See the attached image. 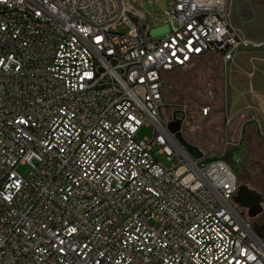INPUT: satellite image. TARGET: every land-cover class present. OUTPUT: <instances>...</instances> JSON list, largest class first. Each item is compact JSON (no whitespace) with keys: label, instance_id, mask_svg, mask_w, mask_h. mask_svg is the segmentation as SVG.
<instances>
[{"label":"built area","instance_id":"built-area-1","mask_svg":"<svg viewBox=\"0 0 264 264\" xmlns=\"http://www.w3.org/2000/svg\"><path fill=\"white\" fill-rule=\"evenodd\" d=\"M232 1L172 0L160 38L118 0H0V264H264L227 150L194 159L160 113L168 73L260 45Z\"/></svg>","mask_w":264,"mask_h":264},{"label":"rangeland","instance_id":"rangeland-1","mask_svg":"<svg viewBox=\"0 0 264 264\" xmlns=\"http://www.w3.org/2000/svg\"><path fill=\"white\" fill-rule=\"evenodd\" d=\"M118 1L121 7L131 4L133 7L129 10L134 14L137 11L146 14V20L138 18L147 30L154 36L165 37L163 31L171 25L166 23L164 11L172 9V0H124L125 4ZM118 32L126 34L128 29L118 28ZM242 51L246 58H241V66L251 77L245 72L240 81L245 85L262 83L264 46H249L239 50ZM233 63L225 65L219 56L210 55L196 60L188 68L168 73L163 85L161 119L165 126L175 117L182 119L184 139L198 146L207 159L217 158L227 150L226 159L231 163L240 187L245 186L258 195L256 202L239 205L240 211L247 220L261 225L264 223V116L258 112L256 118H242L245 113L255 111L253 106L234 98L237 92L232 82ZM205 108L209 109L206 115ZM154 134V125L147 121L137 137L153 139ZM227 141L232 144L226 148ZM158 149L155 146L153 153L156 154ZM158 159L168 167L179 162L177 157L169 161L165 155H158ZM30 172L29 166L18 168L24 178Z\"/></svg>","mask_w":264,"mask_h":264},{"label":"crops","instance_id":"crops-1","mask_svg":"<svg viewBox=\"0 0 264 264\" xmlns=\"http://www.w3.org/2000/svg\"><path fill=\"white\" fill-rule=\"evenodd\" d=\"M234 2L230 6L231 20L234 26L240 30L241 35L245 37V35L241 31L237 23V18H236L235 11H234ZM124 4H125V1H124ZM252 4H253V9L255 12L256 19L253 21L244 23V27L246 29L248 36L251 39L255 41H262L264 40V0H253ZM131 6H132L131 4H128V7H131ZM135 16L137 19L144 18L145 20L148 17L146 14L140 11H137ZM251 42L264 46V41L263 42L251 41ZM243 54H245V51L239 52L238 50L235 53V59L233 61L234 63L232 62L233 63L232 65L233 89L237 92V95L234 98L236 101H242L244 104H247L250 107L251 106L254 107V111H255L254 113L253 111H250L247 113H251V114L247 115V113H245V115L253 116V118H256L258 112H260V114L264 116V78L262 79V83H256V84L250 83L249 85H245L240 81L243 74L246 72L241 66V58H244V57L246 58V56H242ZM247 74L249 75V77H251L249 73ZM262 76H264V72ZM243 116L244 115H242V118Z\"/></svg>","mask_w":264,"mask_h":264},{"label":"water","instance_id":"water-1","mask_svg":"<svg viewBox=\"0 0 264 264\" xmlns=\"http://www.w3.org/2000/svg\"><path fill=\"white\" fill-rule=\"evenodd\" d=\"M252 1L253 0H235V2H234V11H235V15H236V18H237V23L239 25V28L241 29V31L243 32V34L245 35V37L247 39H249L251 41H254V42H263L264 40L255 41V40L251 39L248 36V34L246 32V29L244 27V23L250 22V21H253V20L256 19ZM120 11H121V7H120ZM75 18H77V17H75ZM68 24H67V27H68ZM67 27H66V29H67ZM182 125H183V120L182 119L174 118L172 121H170V122H168L166 124V127H167L169 132L174 134V136L177 139V141L189 152V154L194 159H202L204 157V153L199 149V147L189 143L188 141H186L184 139V137L182 135ZM243 188H247V187L241 186L240 189H239V193L235 197L234 200H235V202L238 205L247 206V205H245L246 203H244L243 200L240 199V191ZM251 194L253 195V197L255 199V201L252 202V203H254V202H256L258 195L255 194V193H251ZM256 232H257V234L260 237L264 238V227H257L256 228Z\"/></svg>","mask_w":264,"mask_h":264},{"label":"flooded vegetation","instance_id":"flooded-vegetation-1","mask_svg":"<svg viewBox=\"0 0 264 264\" xmlns=\"http://www.w3.org/2000/svg\"><path fill=\"white\" fill-rule=\"evenodd\" d=\"M234 2V0L232 1V3ZM231 14V13H230ZM240 199L243 200L244 203H246L245 205H250L253 201H255L253 195L248 191L247 188H243L240 191ZM264 226V223L261 224Z\"/></svg>","mask_w":264,"mask_h":264}]
</instances>
